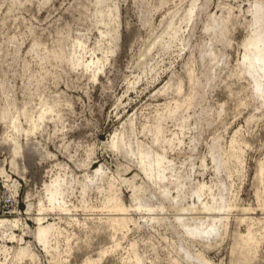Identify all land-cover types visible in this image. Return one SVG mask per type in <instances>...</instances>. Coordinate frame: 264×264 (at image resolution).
<instances>
[{
  "label": "rangeland",
  "instance_id": "374dc122",
  "mask_svg": "<svg viewBox=\"0 0 264 264\" xmlns=\"http://www.w3.org/2000/svg\"><path fill=\"white\" fill-rule=\"evenodd\" d=\"M256 4L0 0L1 218L36 255L19 264H228L248 231L264 264V94L241 71Z\"/></svg>",
  "mask_w": 264,
  "mask_h": 264
},
{
  "label": "bare ground",
  "instance_id": "6f19581e",
  "mask_svg": "<svg viewBox=\"0 0 264 264\" xmlns=\"http://www.w3.org/2000/svg\"><path fill=\"white\" fill-rule=\"evenodd\" d=\"M253 7V5H252ZM252 14L253 19L250 23V35L243 43V55H242V63H241V71L246 73L251 79L254 87V93L264 94V14L262 11L261 5H255L252 8V11H249ZM101 60L97 62L100 63ZM99 70V69H97ZM51 111V108L45 110V113ZM13 128L15 131H19V128L13 123ZM35 125H32L30 128V132L35 129ZM162 158V156H161ZM157 164L161 163V160H156ZM264 174V164H261L257 167L255 181L262 182V176ZM5 173L0 171V176H4ZM6 178V177H5ZM56 181L53 182V184ZM205 189V185H200L196 189V195H199ZM264 189V184H263ZM56 191H50L48 202L51 204L56 199ZM218 209H222V206L219 205ZM1 212L3 213L1 207ZM247 211V210H245ZM41 209H38V214L34 218V221L37 223V229L34 234V238L36 241L44 242L45 237L47 235L48 226H43V220L41 218ZM4 214V213H3ZM0 216V264H19L25 260H35L36 255L32 253L29 247V243L24 239V227L21 223L20 219L16 220H8L4 217ZM147 220H152V217L148 214L143 215ZM204 218H192V220H200L202 221ZM107 220L111 222H118L119 217L116 215L112 217H107ZM20 225L21 228H20ZM15 230H21L22 233L16 235L14 233ZM186 229V230H185ZM184 233L188 236H210L212 232L215 231L214 228H205L202 226L192 227L185 226ZM20 231V232H21ZM6 242H10L12 245L9 247ZM258 245L257 239L253 236V234L248 231L247 234L243 237L236 236L233 245L231 246V250L229 253V262L228 264H253L255 259L254 251ZM245 250L248 253H252L250 256H242L241 251ZM253 251V252H252ZM196 260L200 262V264H212L208 261L204 256L200 253L194 256Z\"/></svg>",
  "mask_w": 264,
  "mask_h": 264
},
{
  "label": "built area",
  "instance_id": "2783aa9c",
  "mask_svg": "<svg viewBox=\"0 0 264 264\" xmlns=\"http://www.w3.org/2000/svg\"><path fill=\"white\" fill-rule=\"evenodd\" d=\"M1 211V210H0Z\"/></svg>",
  "mask_w": 264,
  "mask_h": 264
}]
</instances>
